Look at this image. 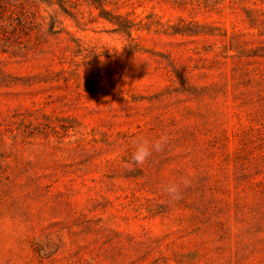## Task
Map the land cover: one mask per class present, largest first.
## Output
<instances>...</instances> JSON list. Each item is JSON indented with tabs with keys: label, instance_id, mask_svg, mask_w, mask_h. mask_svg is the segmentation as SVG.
<instances>
[{
	"label": "rangeland",
	"instance_id": "374dc122",
	"mask_svg": "<svg viewBox=\"0 0 264 264\" xmlns=\"http://www.w3.org/2000/svg\"><path fill=\"white\" fill-rule=\"evenodd\" d=\"M0 264H264V0H0Z\"/></svg>",
	"mask_w": 264,
	"mask_h": 264
},
{
	"label": "clouds",
	"instance_id": "9594fccd",
	"mask_svg": "<svg viewBox=\"0 0 264 264\" xmlns=\"http://www.w3.org/2000/svg\"><path fill=\"white\" fill-rule=\"evenodd\" d=\"M167 143V137L161 136L157 141H149L144 137H139L133 141L134 150L131 153V162L136 166H141L145 163L153 151H161L164 144ZM186 183V181H185ZM164 191L172 199H179V186L176 183H171L165 186Z\"/></svg>",
	"mask_w": 264,
	"mask_h": 264
}]
</instances>
